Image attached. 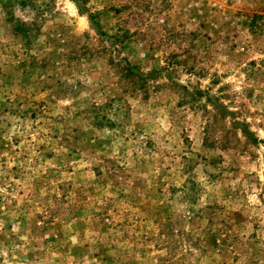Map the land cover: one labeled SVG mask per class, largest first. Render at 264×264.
<instances>
[{
	"label": "rangeland",
	"instance_id": "374dc122",
	"mask_svg": "<svg viewBox=\"0 0 264 264\" xmlns=\"http://www.w3.org/2000/svg\"><path fill=\"white\" fill-rule=\"evenodd\" d=\"M0 264H264V0H0Z\"/></svg>",
	"mask_w": 264,
	"mask_h": 264
}]
</instances>
